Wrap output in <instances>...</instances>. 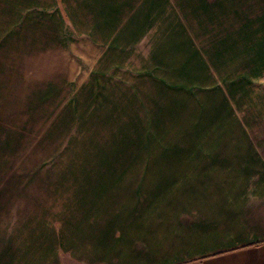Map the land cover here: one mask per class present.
<instances>
[{"label":"rangeland","instance_id":"1","mask_svg":"<svg viewBox=\"0 0 264 264\" xmlns=\"http://www.w3.org/2000/svg\"><path fill=\"white\" fill-rule=\"evenodd\" d=\"M27 15L0 2V169L27 213L66 215L75 175L130 151L264 130V0H153L147 45Z\"/></svg>","mask_w":264,"mask_h":264},{"label":"crops","instance_id":"2","mask_svg":"<svg viewBox=\"0 0 264 264\" xmlns=\"http://www.w3.org/2000/svg\"><path fill=\"white\" fill-rule=\"evenodd\" d=\"M0 2L66 43H148L153 0ZM191 139L83 170L66 215L27 213L1 167L0 264H264V130Z\"/></svg>","mask_w":264,"mask_h":264}]
</instances>
